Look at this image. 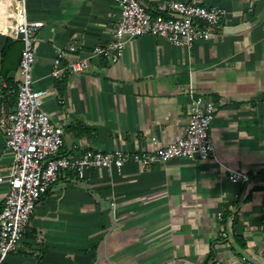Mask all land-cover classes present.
<instances>
[{"label":"crops","instance_id":"0c3cea01","mask_svg":"<svg viewBox=\"0 0 264 264\" xmlns=\"http://www.w3.org/2000/svg\"><path fill=\"white\" fill-rule=\"evenodd\" d=\"M161 1L144 0L153 16ZM180 1L220 6L227 16L212 38L190 47L145 35L127 41L116 64L93 58L87 72L54 79L57 49L76 45L69 61L110 41L118 6L114 0H27L28 20L44 22L34 88L51 93L43 110L63 127L61 154H134L174 143L188 127L192 85L216 103L215 156L148 168L128 162L120 172L86 170L84 178L61 172L4 264H264V0ZM22 50L20 39L0 30V101L10 113ZM5 141L0 128V177L14 161ZM227 169L256 184L230 182ZM7 192L5 179L0 210Z\"/></svg>","mask_w":264,"mask_h":264},{"label":"built area","instance_id":"2783aa9c","mask_svg":"<svg viewBox=\"0 0 264 264\" xmlns=\"http://www.w3.org/2000/svg\"><path fill=\"white\" fill-rule=\"evenodd\" d=\"M114 2L118 6V14L110 41L97 45L86 56H77L69 61H66L68 54H75L77 46L57 49L51 73L54 79L87 72L93 58L103 59L110 65L116 64L127 41L145 35L165 38L175 46L190 47L196 41L212 38L227 16V11L220 6L180 0H162L157 6L156 16L148 11L144 0ZM27 16V0L0 4V30L23 43L15 110L8 112L5 103L0 101V128L6 131V151L14 157L9 174L0 177V182L5 179L8 182V192L0 210V264H4L7 256L18 250L38 203L48 194L61 172L75 170L80 178H84L86 170L115 167L120 172L128 162L148 168L173 159L205 161L215 156L210 131L216 103L198 94L192 85L186 90L190 98L188 127L185 135L174 143L134 154L95 149H87L76 156L61 154L63 127L56 125L43 110L51 93L47 89L34 88L37 34L44 22L29 21ZM182 89V86L178 87V90ZM227 179L236 184H256L249 174L237 169H227ZM240 264L256 263L243 260Z\"/></svg>","mask_w":264,"mask_h":264},{"label":"trees","instance_id":"16d2710c","mask_svg":"<svg viewBox=\"0 0 264 264\" xmlns=\"http://www.w3.org/2000/svg\"><path fill=\"white\" fill-rule=\"evenodd\" d=\"M9 86L16 89V85L12 81H9ZM60 91H61V94H63V89H61ZM15 94L16 93H14V95H13L14 97H15Z\"/></svg>","mask_w":264,"mask_h":264}]
</instances>
